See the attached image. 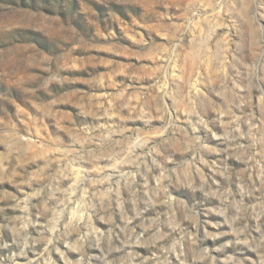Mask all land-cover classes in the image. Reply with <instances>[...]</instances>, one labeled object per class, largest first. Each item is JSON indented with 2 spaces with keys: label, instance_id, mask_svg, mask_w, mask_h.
Masks as SVG:
<instances>
[{
  "label": "rangeland",
  "instance_id": "1",
  "mask_svg": "<svg viewBox=\"0 0 264 264\" xmlns=\"http://www.w3.org/2000/svg\"><path fill=\"white\" fill-rule=\"evenodd\" d=\"M0 264H264V0H0Z\"/></svg>",
  "mask_w": 264,
  "mask_h": 264
}]
</instances>
